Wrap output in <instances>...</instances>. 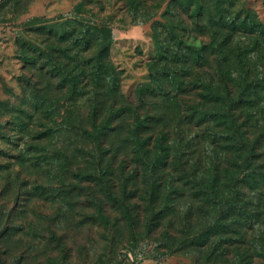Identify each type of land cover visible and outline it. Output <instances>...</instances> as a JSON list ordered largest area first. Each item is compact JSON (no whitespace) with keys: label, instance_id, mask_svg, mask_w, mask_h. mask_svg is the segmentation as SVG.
Instances as JSON below:
<instances>
[{"label":"trees","instance_id":"obj_1","mask_svg":"<svg viewBox=\"0 0 264 264\" xmlns=\"http://www.w3.org/2000/svg\"><path fill=\"white\" fill-rule=\"evenodd\" d=\"M126 5L140 11L137 23H152L156 47L140 105L122 92L108 26L75 17L38 29L35 52L21 41L37 69L22 77L19 104L0 100V140L23 147L17 164L0 163V200L21 195L32 172L56 169L61 186L93 185L104 223L106 206L119 205L134 240L144 226L169 252L192 248L216 264L264 259V22L240 0H170L160 19L147 0ZM59 135L80 140L84 162L48 147ZM137 197L140 220L129 205Z\"/></svg>","mask_w":264,"mask_h":264},{"label":"rangeland","instance_id":"obj_2","mask_svg":"<svg viewBox=\"0 0 264 264\" xmlns=\"http://www.w3.org/2000/svg\"><path fill=\"white\" fill-rule=\"evenodd\" d=\"M126 1L0 0V100L19 104L24 97L22 77L36 73L37 66L28 61L31 53L27 57L21 53V41L26 40L30 52H35V43L42 40L38 29L65 24L76 17L111 29L113 44L110 60L121 73L123 94L137 103V87L150 81L148 65L156 54V47L152 23H137L140 11L134 17ZM169 1L147 0V5H152L160 19ZM240 1L243 6L254 10L264 22V0ZM5 3L8 5L5 6ZM190 43L200 47L201 39H192ZM75 138L74 135H59L47 145L62 151L67 157L79 154L75 163H82V155L74 151L76 144H81ZM19 144L37 145L27 139L25 142L19 141ZM0 148L11 155L7 159L0 158V163L12 159L17 164L18 159L14 155L23 147L17 149L15 145L7 144L6 140H0ZM124 157V153L120 155L116 169L121 166ZM55 171L53 169L52 173L43 176L34 171L29 179H24L26 182L21 195L1 198L0 212L4 221L0 230L4 235L0 241V264L218 263L209 261L207 253L192 248L179 250L175 246L169 252L162 248L165 241L158 240L160 235L147 236L149 233L144 226H139L134 240L122 219L123 212L119 205L111 202L106 206L105 214L110 223H104L98 216V198L101 199V196L93 185L76 181L71 183L68 179L61 186L54 176ZM116 184V195L122 198V185L117 181ZM129 205L135 215L138 209L140 214L139 197L129 201ZM250 264H264V259H254Z\"/></svg>","mask_w":264,"mask_h":264}]
</instances>
